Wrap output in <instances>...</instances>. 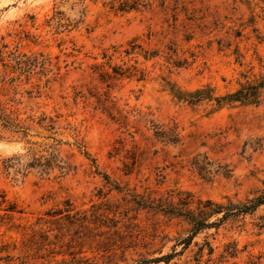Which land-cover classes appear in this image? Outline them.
Here are the masks:
<instances>
[{
    "label": "rangeland",
    "instance_id": "rangeland-1",
    "mask_svg": "<svg viewBox=\"0 0 264 264\" xmlns=\"http://www.w3.org/2000/svg\"><path fill=\"white\" fill-rule=\"evenodd\" d=\"M109 1L0 0V264H264V205L189 244L167 212L263 188L264 95L176 92L262 72L264 0Z\"/></svg>",
    "mask_w": 264,
    "mask_h": 264
},
{
    "label": "trees",
    "instance_id": "trees-1",
    "mask_svg": "<svg viewBox=\"0 0 264 264\" xmlns=\"http://www.w3.org/2000/svg\"><path fill=\"white\" fill-rule=\"evenodd\" d=\"M140 0H110L109 5L111 8H116L120 11L125 9L135 8ZM243 81L239 82L238 87L234 90L227 92L223 95H214L212 89L209 87L198 88L193 91L188 92H176V98L188 104H195L201 101L214 102L217 107H222L224 105L238 103L240 105H257L262 96L264 95V67L262 72L254 78H249L245 75L242 76ZM0 120L2 121L1 125L5 128L10 122L8 120V115L5 114L4 108L0 103ZM154 135L157 139H161L167 143L175 144L179 141L178 134L175 130V127H166L158 128ZM35 153L32 154V158ZM56 160V156L53 155L50 157V160ZM58 168L60 174L65 170L63 166L55 164ZM192 167L197 170L204 169V166L200 167L197 164L196 159H193L191 163ZM263 188L259 189L256 195L252 198H245L244 201H233L231 198H224L225 202H216L212 200H198L194 210L175 211L167 210L169 213H174L175 215L183 216L190 224L189 236L185 238L184 244H189L190 241L198 233L202 232L205 229L211 227L219 226L224 220L229 218H236L237 216L252 215L256 210L264 205V180L262 181ZM186 201V199H185ZM183 203H188L182 202ZM159 207V206H153ZM5 211L13 212L18 211L15 209L14 204H8L5 208ZM166 212V211H165ZM215 220L209 221L212 216H217ZM261 220L264 221V218ZM258 228H264V222H260L257 225ZM234 249L230 250L233 252ZM212 249L208 246V252L211 253ZM229 253V252H228ZM164 258H168V255Z\"/></svg>",
    "mask_w": 264,
    "mask_h": 264
}]
</instances>
